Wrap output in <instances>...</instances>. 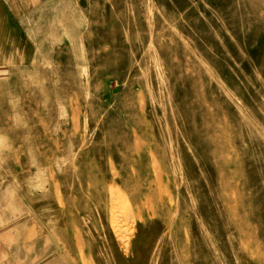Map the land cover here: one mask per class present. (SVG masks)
Listing matches in <instances>:
<instances>
[{
	"label": "rangeland",
	"instance_id": "1",
	"mask_svg": "<svg viewBox=\"0 0 264 264\" xmlns=\"http://www.w3.org/2000/svg\"><path fill=\"white\" fill-rule=\"evenodd\" d=\"M37 2L0 264H264V0Z\"/></svg>",
	"mask_w": 264,
	"mask_h": 264
},
{
	"label": "crops",
	"instance_id": "2",
	"mask_svg": "<svg viewBox=\"0 0 264 264\" xmlns=\"http://www.w3.org/2000/svg\"><path fill=\"white\" fill-rule=\"evenodd\" d=\"M38 0H0V73L16 65H27L37 59L38 50L32 32L27 29L29 9H34ZM38 3V2H37ZM0 133V183L3 180L5 153ZM2 201H0V204ZM1 236V232H0ZM0 237V253L7 249Z\"/></svg>",
	"mask_w": 264,
	"mask_h": 264
}]
</instances>
